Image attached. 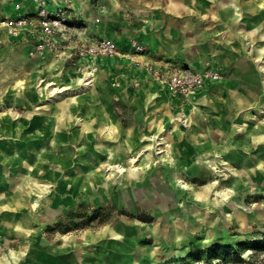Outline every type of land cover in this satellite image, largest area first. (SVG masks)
<instances>
[{
    "label": "rangeland",
    "instance_id": "rangeland-1",
    "mask_svg": "<svg viewBox=\"0 0 264 264\" xmlns=\"http://www.w3.org/2000/svg\"><path fill=\"white\" fill-rule=\"evenodd\" d=\"M90 1L85 22L72 10L74 38L142 36L188 67L210 65L227 92L183 102L105 72L89 90L49 96L85 76L75 50L62 73L0 51V117L24 123L15 144L0 137V174L16 183L0 188V260L264 264V0ZM19 82L36 93L15 99ZM52 124L55 145L32 134Z\"/></svg>",
    "mask_w": 264,
    "mask_h": 264
},
{
    "label": "built area",
    "instance_id": "built-area-1",
    "mask_svg": "<svg viewBox=\"0 0 264 264\" xmlns=\"http://www.w3.org/2000/svg\"><path fill=\"white\" fill-rule=\"evenodd\" d=\"M33 10L24 8L21 1L12 3L10 12L0 14V47L6 42L22 47L31 58L55 55L71 58L75 50L83 74L93 78L101 58L121 57L150 75L160 86L180 97L183 102L204 90L219 77L210 65L194 69L166 63L157 64L145 58L147 45L138 38L129 40V50L122 49L115 40L98 37L91 41L74 38L75 13L71 7L52 4V0H32ZM139 85L138 82H136Z\"/></svg>",
    "mask_w": 264,
    "mask_h": 264
},
{
    "label": "crops",
    "instance_id": "crops-1",
    "mask_svg": "<svg viewBox=\"0 0 264 264\" xmlns=\"http://www.w3.org/2000/svg\"><path fill=\"white\" fill-rule=\"evenodd\" d=\"M16 1H21L23 3V6L24 8L28 9V10H33L34 9V4L32 2V0H0V14L2 13H6V12H10L11 9H12V3L16 2ZM77 4V7H80L82 6V8H75V7H71L73 10H77V12L81 11V15L78 17L79 19L81 20H86V17H88L90 15V13L92 12V6H91V1L90 0H76ZM52 4H56L54 0H52ZM226 5V4H224ZM225 10H229V8L225 7L224 9V12ZM231 12V9L229 10ZM225 18V17H224ZM231 19V18H229ZM84 20V22H85ZM117 38H114L112 35H93V37H90L88 38L86 35H84L82 37L83 40H88V41H91L93 40L94 38H98V37H108V38H112L113 40H115L117 42V44L124 50H129L130 47H129V40L131 38H138L140 41L144 42L145 44L148 45V42L146 41V39H143L142 36H139V35H133V36H126V33L123 32L119 35H116ZM150 45V44H149ZM7 47H12V48H16L18 50H20L25 56L29 57L25 50L18 46V45H14V44H10L8 42H6L3 46L0 47V51L2 50H5ZM147 51L145 53V58H148L154 62H156L158 65L159 64H166V63H169V64H174V65H181V66H186L182 63H180L178 59V56H175V55H171V54H164V55H161L159 54V51L158 48H153V47H147ZM31 58V57H29ZM32 59H36V60H40V59H43V61L45 60H48L49 59V63H46V64H52L55 68V71L56 70H60L61 69V72L62 73L65 69V66H64V62L61 59V57H56L55 55H46V57L44 58H32ZM193 62H196V61H199L201 58H197V57H194V58H191ZM80 62V63H79ZM77 63V66L75 67H72V69H74V71H77V73H81L82 70H81V61H79ZM46 64H43L46 65ZM42 65V64H41ZM191 66V65H190ZM188 67V66H187ZM193 68V67H191ZM99 71L98 73L96 74V76L99 78V76L102 74V73H105V72H113L114 75H117L115 78L116 80H119L121 82H123V84H128L129 86H132L133 84H136V82H138L140 85L142 86H146L148 82H151V83H154L155 86L159 89V90H162L163 92H166L167 89L160 86L150 75L148 74H145L143 71L137 69L134 64L131 62V61H128L124 58H121V57H115V58H101L99 60ZM194 69H197V68H194ZM81 70V71H79ZM39 72V71H38ZM59 73V74H60ZM82 74V73H81ZM39 75H40V72H39ZM80 75V74H79ZM97 78V80H98ZM40 80H42L43 78H39ZM56 81V80H55ZM217 82H209L206 86V88L204 90L201 91V93L203 92L204 94H209V93H212V92H215V91H221L224 89V87L226 88V91L223 92V93H226L227 92V87L225 85V82H220V83H217ZM134 86V85H133ZM140 86V87H142ZM139 87V86H138ZM200 92L195 95L194 97L198 96L199 94H201ZM203 94V95H204ZM201 95V96H203ZM193 98V97H192ZM35 113V112H34ZM37 115V112L35 113ZM34 116V115H33ZM58 117H61L59 115H57ZM24 119L25 118H29L30 116H22ZM31 118V117H30ZM35 118V117H34ZM4 120V118L0 117V121L1 122H4L2 121ZM5 121H12L13 123L17 124V123H21L23 124V121H20V122H16V120H10V119H5ZM4 128H5V124L3 125ZM10 131H6V133L4 134H0V137H8V139L13 136V134H9ZM4 135V136H3ZM14 137V136H13ZM18 138V136H16ZM0 177H4L5 180H7V183L5 185H0V188H3V187H8V186H11V185H16V183H12V178L13 177H8L6 178L5 176L1 175L0 174ZM16 182V180H13ZM22 187V185H21ZM24 188V187H23ZM26 189V188H25ZM27 191V189H26ZM24 193H15L13 195H11V198L12 200L16 201L17 202H20L21 203H25L27 202L26 200V197H24ZM17 199H20L21 201L17 200ZM6 220V219H9L8 215H0V220ZM7 225H10V223H7ZM0 264H5L3 263L1 260H0Z\"/></svg>",
    "mask_w": 264,
    "mask_h": 264
},
{
    "label": "bare ground",
    "instance_id": "bare-ground-1",
    "mask_svg": "<svg viewBox=\"0 0 264 264\" xmlns=\"http://www.w3.org/2000/svg\"><path fill=\"white\" fill-rule=\"evenodd\" d=\"M55 1V3L56 4H64V5H74L75 6V8L77 7V5H75V4H77V2H76V0H54ZM69 7V6H68ZM38 74V73H37ZM90 75L91 74H85V76L83 77H81L80 78V81H79V84L77 85V86H75L74 88H72L70 85H65V86H63V87H54L53 89H51V91H49L48 93H43V94H48L49 96H51V95H54L55 94V92H61L62 93V95H67L68 93H70V92H72V93H79V92H83L84 90H89V89H91L92 88V83L94 84V82H95V77H93V78H90ZM96 76V75H95ZM37 79V75H32V77H31V84H30V86H33L34 85V83H35V80ZM53 84H55V82H51V83H48V84H46V86H44V88H46V89H49L50 88V86L51 85H53ZM20 88V90H17V93L15 94V96H14V98L15 99H20L21 97H25L26 96V93H30V94H35L36 93V91L34 90L35 89V87L33 88V91H30V90H24L23 89V86L21 85V83L19 82L18 83V89ZM52 88V87H51ZM26 89V88H25ZM86 92V91H85ZM91 94H92V92H91ZM91 96V95H90ZM21 100H22V98H21ZM47 100H48V98H47ZM50 101H52V99L51 98H49V102ZM5 104V103H4ZM3 104V105H4ZM6 105V104H5ZM62 106V105H61ZM58 109V108H57ZM61 110V109H60ZM86 113V112H85ZM55 114V113H54ZM41 118H42V116H41ZM31 120H32V118H31ZM2 121H4V122H1L0 121V134H4V133H6V131H10L9 132V134H13V136L15 137V136H18V138L17 139H14V137L12 136V137H10L12 140H14V144H15V142L18 140V141H20V133H22V128H23V124H21V123H17V124H15V123H13L12 121H5V119L4 120H2ZM17 122H18V120H17ZM40 122H41V120H40ZM46 123V122H45ZM5 124V128H4V125ZM27 126V125H26ZM116 126V125H115ZM49 129L50 130H52L53 132L51 133V132H46V128H44V129H40V130H37V131H33V135L34 136H42L47 142H49L50 144H53V145H55L56 143H57V141H58V139L59 138H62V135L60 134V133H58L57 132V130H56V124H52L50 127H49ZM110 130V129H109ZM107 131H108V129H107ZM32 132V131H31ZM30 132V133H31ZM70 132V131H69ZM4 136V135H3ZM41 138V137H40ZM39 138V139H40ZM20 145V144H19ZM27 146V145H26ZM11 147H14V146H11ZM21 147V146H20ZM22 148V147H21ZM45 149V148H44ZM33 150V149H32ZM26 151V150H25ZM35 151V150H34ZM47 151V150H46ZM45 151V152H46ZM28 154V153H27ZM143 154V153H142ZM16 155V154H15ZM26 156V155H25ZM130 157V156H129ZM117 158V156H114V160ZM26 159H27V157H26ZM130 160V159H129ZM130 161H132V159L130 160ZM109 165H111L112 167H119V166H121V165H119V164H117V163H115V162H113V160L112 161H110L109 162ZM121 168V167H120ZM29 169H31V168H29Z\"/></svg>",
    "mask_w": 264,
    "mask_h": 264
}]
</instances>
